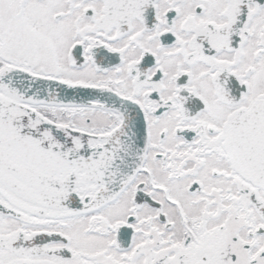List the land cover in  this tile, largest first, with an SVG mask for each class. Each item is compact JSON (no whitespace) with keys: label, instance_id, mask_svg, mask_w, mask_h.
Wrapping results in <instances>:
<instances>
[{"label":"snow or ice","instance_id":"1","mask_svg":"<svg viewBox=\"0 0 264 264\" xmlns=\"http://www.w3.org/2000/svg\"><path fill=\"white\" fill-rule=\"evenodd\" d=\"M0 264H264V0H0Z\"/></svg>","mask_w":264,"mask_h":264}]
</instances>
